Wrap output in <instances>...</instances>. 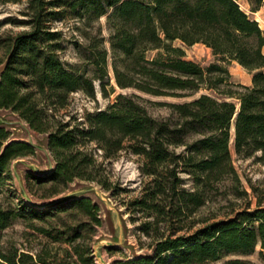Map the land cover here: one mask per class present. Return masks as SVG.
<instances>
[{
  "label": "trees",
  "instance_id": "16d2710c",
  "mask_svg": "<svg viewBox=\"0 0 264 264\" xmlns=\"http://www.w3.org/2000/svg\"><path fill=\"white\" fill-rule=\"evenodd\" d=\"M240 1L29 0L30 28L0 39V109L12 110L34 131L48 134L56 164L46 177H34L36 184L55 188L51 195L76 180L106 187L102 163L91 145L111 158L128 144L144 158L143 172L154 177V187L136 204L179 218L205 203L206 189L237 176L232 144L238 157L261 153L264 163V29ZM245 1L252 13L264 5V0ZM103 16L108 20L110 48L104 37L96 36L79 44L81 62L65 60L63 32L54 30L52 23L68 17L92 27ZM195 44L210 48L217 62L203 66L188 59L187 48ZM111 54L114 77L122 89L183 97L205 88L218 95L202 93L173 103L177 118L162 120L148 111L140 95L119 93L106 110L89 112L80 121L63 120L58 114L73 93L95 96L96 82L105 95L109 87L115 90ZM232 62L252 73L251 85L232 80L228 67ZM191 136L197 139L190 141ZM180 146L185 149L178 153ZM35 152L34 145L12 139L11 131L0 123V186L14 178L16 159ZM179 172L190 174L197 189L183 187ZM155 200L167 202L155 205ZM64 202L68 205L59 208L80 210L101 224L100 205L91 198L75 194ZM30 207V212L38 211ZM21 213L0 206V230ZM259 244L264 249L262 207L208 223L193 233L162 235L152 253L116 263L256 264L229 256L252 254ZM2 259L0 264H20L5 255ZM66 264L97 262L92 247L75 245L74 258Z\"/></svg>",
  "mask_w": 264,
  "mask_h": 264
},
{
  "label": "rangeland",
  "instance_id": "374dc122",
  "mask_svg": "<svg viewBox=\"0 0 264 264\" xmlns=\"http://www.w3.org/2000/svg\"><path fill=\"white\" fill-rule=\"evenodd\" d=\"M240 2L264 29V5L258 12L252 13L245 0ZM29 19V0H0V39L29 29ZM52 27L63 32L66 48L62 56L68 62H81L79 44L86 45L96 36L99 39L104 37L110 48L107 16L93 22L92 27L81 19L68 17L54 21ZM1 51L0 49V54ZM187 58L203 66L217 62L212 50L203 44L187 48ZM228 67L233 81L244 85L251 83L252 73L238 62H232ZM109 68L115 90L109 87L110 93L105 95L100 83L96 82L95 96L83 91L73 93L69 105L58 114L63 120L80 121L89 112L106 110L119 93L140 95L148 111L162 120L177 118L171 106L173 103L193 100L202 93L218 95L216 91L205 88L194 95L183 97L156 96L135 88L122 89L114 77L112 54L109 57ZM0 123L11 131L12 139L30 142L36 148L34 155L18 158L13 162L14 178L0 186V206L6 210L22 211L8 227L0 230L2 261L5 255L20 261V264H66L74 258L75 245H81L92 247L97 264H117V261L125 262L152 253L156 241L162 235L193 233L208 223L235 216L240 211L264 208V163L260 160L261 153L250 158H240L233 144L232 155L237 176L226 177L206 189L205 203L187 216L170 218L158 214L152 208L136 204L152 190L154 177L143 172L144 158L134 154L127 147L128 144L111 158L104 157L103 150L97 148V145H91L98 161L102 163L101 178L106 181V187L97 181L76 180L69 187H60L59 193L51 195L55 188L50 185L39 186L34 178L46 177L56 164L48 148V134L34 131L26 121L9 109H0ZM194 139L197 137L189 138L190 141ZM184 149V146H180L177 152L181 153ZM179 175L184 180L183 187L189 191L197 189L190 174L179 172ZM75 194H84L100 205V225L80 210L59 208L61 205H68L64 201ZM152 202L157 205L167 200ZM30 206L38 211L30 212ZM262 253L264 249L259 244L252 254L231 255L229 258H242L264 264ZM22 259L24 261L21 262Z\"/></svg>",
  "mask_w": 264,
  "mask_h": 264
},
{
  "label": "crops",
  "instance_id": "0c3cea01",
  "mask_svg": "<svg viewBox=\"0 0 264 264\" xmlns=\"http://www.w3.org/2000/svg\"><path fill=\"white\" fill-rule=\"evenodd\" d=\"M208 48V47H207ZM208 49H210V48H208ZM252 84V79H251V83L249 84V85H251Z\"/></svg>",
  "mask_w": 264,
  "mask_h": 264
}]
</instances>
